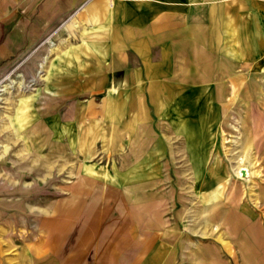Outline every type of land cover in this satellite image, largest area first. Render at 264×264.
<instances>
[{
	"label": "crops",
	"instance_id": "crops-1",
	"mask_svg": "<svg viewBox=\"0 0 264 264\" xmlns=\"http://www.w3.org/2000/svg\"><path fill=\"white\" fill-rule=\"evenodd\" d=\"M70 30L88 32L105 65L104 86L92 94L103 97L99 115L135 128L165 113L190 151L172 158L208 160L209 135L230 116L237 150L241 97L253 95L249 127L264 160V95L256 88L264 80V0H0V64ZM81 202L68 221L44 219L34 246L14 253L0 238V264H177L162 216L139 215L132 204L95 221ZM228 202L218 195L216 246L201 241V264H210L209 249L215 264H264V170L256 198ZM196 241L186 245L185 264Z\"/></svg>",
	"mask_w": 264,
	"mask_h": 264
},
{
	"label": "rangeland",
	"instance_id": "rangeland-1",
	"mask_svg": "<svg viewBox=\"0 0 264 264\" xmlns=\"http://www.w3.org/2000/svg\"><path fill=\"white\" fill-rule=\"evenodd\" d=\"M49 36L0 64V238L4 246L17 253L36 245L44 219L59 216L68 221L84 199V209L95 221L119 215L132 204H137L139 215L162 216L166 237L176 240L177 264H185L186 245L189 248L190 241L196 240L199 245L192 246L188 264H201V241L216 246L218 195L230 201V207L235 196L249 201L256 198L263 179L264 160L252 142L247 110L254 96L241 97L244 111L236 151L230 116L227 127L209 135L210 159L172 158L188 156L190 151L185 152L183 136L165 113H153L151 121L135 128L99 115L103 97L92 94L104 86L105 80L98 77L105 65L98 62L95 49L90 50L88 32L70 30ZM50 39L57 43L56 50H51ZM44 60V78L34 85ZM260 79L256 88L264 95ZM26 138L30 147L24 151ZM218 153L224 156L214 158ZM241 158L249 178L236 172ZM205 169L209 171L202 175ZM120 191L127 201H121ZM212 252L208 250L209 263L215 264Z\"/></svg>",
	"mask_w": 264,
	"mask_h": 264
},
{
	"label": "bare ground",
	"instance_id": "bare-ground-1",
	"mask_svg": "<svg viewBox=\"0 0 264 264\" xmlns=\"http://www.w3.org/2000/svg\"><path fill=\"white\" fill-rule=\"evenodd\" d=\"M50 46H51V50H56L57 46L55 45V43L53 42H50ZM46 66V61H42L39 63V68H38V71H37V74H36V78L33 79L34 81V85H38L39 84V80L43 79V71H44V68ZM40 89H43V88H40ZM29 144L27 142V138L26 140L23 142V150H28L29 149ZM6 148V151L9 152V147H5ZM239 165L238 167L236 168V172L238 174V176L242 177V178H249L250 176V171H249V168L246 166V164H242V158L241 160L239 161Z\"/></svg>",
	"mask_w": 264,
	"mask_h": 264
}]
</instances>
